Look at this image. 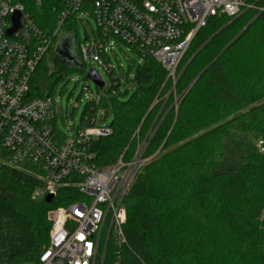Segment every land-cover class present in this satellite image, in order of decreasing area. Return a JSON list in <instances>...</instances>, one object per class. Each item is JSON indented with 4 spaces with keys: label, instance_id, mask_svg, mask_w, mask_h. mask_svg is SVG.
Returning <instances> with one entry per match:
<instances>
[{
    "label": "trees",
    "instance_id": "trees-1",
    "mask_svg": "<svg viewBox=\"0 0 264 264\" xmlns=\"http://www.w3.org/2000/svg\"><path fill=\"white\" fill-rule=\"evenodd\" d=\"M36 1L21 0L49 34L60 4ZM68 38L80 46L77 34ZM54 55L57 72H49L44 57L30 82L31 97L54 98L59 82L85 68L82 57L71 62ZM108 73L110 89L87 104L78 127L95 126L101 109L105 119L112 117L109 135L89 145L91 161L99 168L121 157L129 162L142 144L146 163L124 198L125 243L109 241L104 264H264V155L247 157L235 173L211 172L223 137H264V103L253 107L264 94V12L209 19L183 56L176 85L146 56L134 76L135 92L121 101L120 82L114 70ZM56 124L57 118L52 125L66 137ZM9 157L0 147V264H39L50 243L49 211L75 201L76 191L61 189L51 204L33 201L44 184L39 166L9 167L2 163Z\"/></svg>",
    "mask_w": 264,
    "mask_h": 264
},
{
    "label": "built area",
    "instance_id": "built-area-1",
    "mask_svg": "<svg viewBox=\"0 0 264 264\" xmlns=\"http://www.w3.org/2000/svg\"><path fill=\"white\" fill-rule=\"evenodd\" d=\"M56 1L61 11L52 30L44 34L21 0H0V147L10 153L2 163L13 168L25 162L39 166L38 179L44 184L34 191L33 201L48 196L54 200L64 188L76 191L75 201L50 211V243L39 264H104L109 241L121 247L126 240L124 198L144 165L143 145L129 162L121 157L105 168L93 164L89 145L110 130L95 125L78 128L74 136L57 133L52 125L58 113L55 99L30 96V82L40 62L51 48L55 54L63 28L85 12L96 20L99 40L91 48L80 46L83 64L96 62L107 72L113 70L104 56L118 40L142 59L152 56L176 85L178 66L209 19L234 20L249 10L262 13L264 0ZM36 5L41 6V0ZM16 13L22 15L21 28L9 36ZM100 99L99 95L96 101ZM256 147L264 155V137Z\"/></svg>",
    "mask_w": 264,
    "mask_h": 264
},
{
    "label": "rangeland",
    "instance_id": "rangeland-1",
    "mask_svg": "<svg viewBox=\"0 0 264 264\" xmlns=\"http://www.w3.org/2000/svg\"><path fill=\"white\" fill-rule=\"evenodd\" d=\"M54 5L57 6L58 4L54 2ZM80 19L85 20V23L83 24ZM244 28L245 26L239 28L237 32L233 34V38ZM61 33L62 35L59 38L58 45H61L69 35L73 34L78 35V44L80 46L86 45L87 48H91L92 43L99 40L96 20L91 14L85 12L77 16L76 21H73L70 26L64 27ZM113 41V45L108 46L106 56L109 59V66L114 70V76H116L120 82L118 97L121 101H127L136 90L134 76L137 68L143 64V59L124 43L118 40ZM76 46L77 45L72 42V55L75 59H78L81 57V51L80 46L78 48ZM54 58L55 55L52 52L47 55V65L50 73L57 72L58 70ZM84 65L85 68L83 72H71L66 80L59 82L54 93L55 103L58 108L56 125L60 133L65 136H74L87 104L91 100L96 101L101 92L91 80L87 79L88 71L91 69L95 70L105 83L102 94L107 92L112 85V75L100 64L92 62L91 64ZM176 103L177 101H175L174 105ZM262 103H264V94L262 100L258 104L253 105V107ZM247 110L249 109L231 114L228 120H231L234 116L244 113ZM104 116V111L101 109L96 119V126L107 127L111 124L112 117L105 119ZM256 144L257 135L255 134L242 135L239 137H223L222 155L218 158V163L211 168L212 174L237 172L243 166L247 157L258 154ZM140 146H142V144H140ZM145 163L146 160H144V164Z\"/></svg>",
    "mask_w": 264,
    "mask_h": 264
},
{
    "label": "water",
    "instance_id": "water-1",
    "mask_svg": "<svg viewBox=\"0 0 264 264\" xmlns=\"http://www.w3.org/2000/svg\"><path fill=\"white\" fill-rule=\"evenodd\" d=\"M21 17H22L21 13H16V14H14L12 16V19L11 20H12L13 27L8 31V35L9 36H12L14 33H16V31H18L21 28ZM57 55L60 56V57H62V58L67 59L68 61H71V62L72 61H75V58L72 55V42H71V40L69 38L65 39L61 43V45H59V47L57 49ZM206 70L207 69H205L199 75V77L195 80V82L204 74V72ZM87 79L91 80L101 91L104 89L105 83L101 80L99 74L95 70H91L90 71V73L87 75ZM52 201H53V197L52 196H48L45 199V202L47 204H51Z\"/></svg>",
    "mask_w": 264,
    "mask_h": 264
}]
</instances>
